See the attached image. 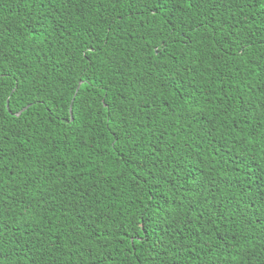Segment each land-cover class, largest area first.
<instances>
[{
	"label": "trees",
	"instance_id": "obj_1",
	"mask_svg": "<svg viewBox=\"0 0 264 264\" xmlns=\"http://www.w3.org/2000/svg\"><path fill=\"white\" fill-rule=\"evenodd\" d=\"M0 61V264H264V0H0Z\"/></svg>",
	"mask_w": 264,
	"mask_h": 264
},
{
	"label": "snow or ice",
	"instance_id": "obj_2",
	"mask_svg": "<svg viewBox=\"0 0 264 264\" xmlns=\"http://www.w3.org/2000/svg\"><path fill=\"white\" fill-rule=\"evenodd\" d=\"M157 2H162V0H157ZM142 7H147V3H144L141 5ZM170 31H174L173 29H170ZM176 39H180L179 36L176 37ZM91 51V50H89ZM85 56L88 55V53L86 52L84 54ZM8 80H12V86L13 87H16L17 84H18V81H16L15 79L12 78V76L9 74V69L5 66H3V63L2 61H0V93L3 92L4 90V85L5 83L8 81ZM80 83L82 85L86 84L87 83V80L86 79H83L80 81ZM0 259H3V257H0Z\"/></svg>",
	"mask_w": 264,
	"mask_h": 264
},
{
	"label": "water",
	"instance_id": "obj_3",
	"mask_svg": "<svg viewBox=\"0 0 264 264\" xmlns=\"http://www.w3.org/2000/svg\"><path fill=\"white\" fill-rule=\"evenodd\" d=\"M26 108V107H25ZM25 108H23V109H25ZM23 109H21V110H23ZM21 112V111H20Z\"/></svg>",
	"mask_w": 264,
	"mask_h": 264
}]
</instances>
